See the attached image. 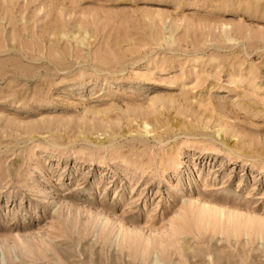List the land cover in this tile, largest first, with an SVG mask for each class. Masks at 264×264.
Returning <instances> with one entry per match:
<instances>
[{
	"label": "rangeland",
	"instance_id": "rangeland-1",
	"mask_svg": "<svg viewBox=\"0 0 264 264\" xmlns=\"http://www.w3.org/2000/svg\"><path fill=\"white\" fill-rule=\"evenodd\" d=\"M0 264H264V0H0Z\"/></svg>",
	"mask_w": 264,
	"mask_h": 264
}]
</instances>
